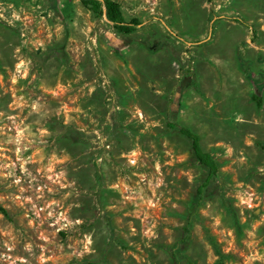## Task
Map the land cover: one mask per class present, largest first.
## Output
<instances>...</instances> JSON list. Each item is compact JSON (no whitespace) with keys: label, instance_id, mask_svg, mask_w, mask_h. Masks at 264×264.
I'll list each match as a JSON object with an SVG mask.
<instances>
[{"label":"rangeland","instance_id":"obj_1","mask_svg":"<svg viewBox=\"0 0 264 264\" xmlns=\"http://www.w3.org/2000/svg\"><path fill=\"white\" fill-rule=\"evenodd\" d=\"M114 1L0 0V264H264V0Z\"/></svg>","mask_w":264,"mask_h":264},{"label":"trees","instance_id":"obj_2","mask_svg":"<svg viewBox=\"0 0 264 264\" xmlns=\"http://www.w3.org/2000/svg\"><path fill=\"white\" fill-rule=\"evenodd\" d=\"M81 3L85 8L90 10L95 17H104L107 19L113 25L115 31L120 35L130 36L137 32V30L143 25V23L137 18L127 20L122 11L121 5L114 0H81ZM231 20L248 26L241 18H233ZM255 101L258 106L262 105V100L259 97H256ZM167 126L169 129L177 130L183 137L189 140L196 162L207 171L205 181L197 189L198 199L199 201H203L205 192L210 186H212L215 179L219 176L221 166L215 157L203 148L199 134L186 126L171 121V115H168ZM0 211L4 214L6 213L2 208H0Z\"/></svg>","mask_w":264,"mask_h":264}]
</instances>
